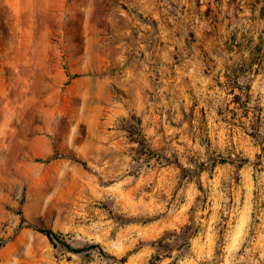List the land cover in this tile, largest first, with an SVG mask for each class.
I'll return each instance as SVG.
<instances>
[{
    "label": "rangeland",
    "instance_id": "374dc122",
    "mask_svg": "<svg viewBox=\"0 0 264 264\" xmlns=\"http://www.w3.org/2000/svg\"><path fill=\"white\" fill-rule=\"evenodd\" d=\"M0 264H264V0H0Z\"/></svg>",
    "mask_w": 264,
    "mask_h": 264
},
{
    "label": "trees",
    "instance_id": "16d2710c",
    "mask_svg": "<svg viewBox=\"0 0 264 264\" xmlns=\"http://www.w3.org/2000/svg\"><path fill=\"white\" fill-rule=\"evenodd\" d=\"M70 159L77 161L79 163H82L84 166H87L86 162H83L81 159H79L76 156H71L69 157ZM38 231H40L41 233L45 234L51 241H55L56 239H59L61 241V243L67 247L68 249H70L71 251H75V252H81L85 249H74L73 247H71L67 241L62 238L58 233H55L52 229H48V228H37Z\"/></svg>",
    "mask_w": 264,
    "mask_h": 264
}]
</instances>
